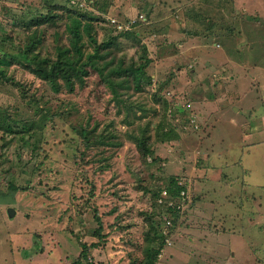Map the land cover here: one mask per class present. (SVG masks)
Returning a JSON list of instances; mask_svg holds the SVG:
<instances>
[{"label": "rangeland", "instance_id": "374dc122", "mask_svg": "<svg viewBox=\"0 0 264 264\" xmlns=\"http://www.w3.org/2000/svg\"><path fill=\"white\" fill-rule=\"evenodd\" d=\"M157 221V264H264V0H0V264H139Z\"/></svg>", "mask_w": 264, "mask_h": 264}, {"label": "trees", "instance_id": "16d2710c", "mask_svg": "<svg viewBox=\"0 0 264 264\" xmlns=\"http://www.w3.org/2000/svg\"><path fill=\"white\" fill-rule=\"evenodd\" d=\"M48 6H51L49 7V9H45V11H42V10H35V11H30L29 14H30V22L33 23L35 26L37 25H41V24H45V23H48V24H53L56 22L57 19H60V18H63L65 20V24L64 25H67L68 28H70V32L68 30V39L69 41L72 43V45H74V47H76V49L78 48V46H76L77 44V41L82 37L83 33H82V30H81V23L83 22V20L81 19L82 17L80 16V13L78 14L76 12L75 9L73 8H70V7H66L65 4H55V3H49ZM110 5H105L103 4L102 6V9L100 10L101 11V14H106L108 12V9H109ZM59 8H64L62 11H58ZM53 9H56L55 11ZM84 16V15H82ZM80 17V18H79ZM30 25L27 23V28H26V32L27 34L30 36L31 35V38H30V44H29V48L31 50H35L36 46H37V43H41L43 41L42 38H36L34 36V34H31L30 30L32 29V27H30ZM33 29H36V28H33ZM36 32V31H35ZM43 33H46V32H42L40 35H43ZM57 33L58 34V31L56 30L55 31V34ZM58 38H61V36H59ZM80 48V47H79ZM59 49V55H60V58L62 57L64 51L58 47ZM81 50L78 51L80 54H83V50L82 48H80ZM98 51H99V45L96 44L95 45V51L94 53L90 54L88 56V61L85 63V64H82L81 66H73V65H70V66H62L60 63H62V60L60 58H57V61H55L53 63V65H47V66H44L42 67V69H35V73L37 74V76L41 77V78H46V79H51L56 73L58 72H62L61 70L64 71V74H66L65 76L69 79H71V76H81L85 69V66L86 65H90L92 68H97V63H96V60H95V57L97 56L98 54ZM60 59V60H59ZM64 59V57H63ZM111 59H114V61H116L115 58H112ZM65 60V59H64ZM123 70H126V71H136V72H141L142 70V67H128V68H124ZM69 74V75H67ZM133 77H136L134 75H132ZM108 85H111L108 84ZM113 85V84H112ZM141 87H139L140 89ZM34 124V123H33ZM164 121H162L160 123L159 126H164ZM10 126V125H9ZM12 127H8L7 130H11ZM173 130L172 129H163L160 131V127H159V135L157 136V139L159 140H162V141H165V140H170V139H174L173 137L171 136H175L177 135L176 133L172 134ZM23 133L25 134V132L23 131ZM146 140H147V136H144L142 137V139L140 140V142L143 143V146L141 147V149L138 147V149L141 151V155L144 157L145 160H149L150 159H154L156 160L157 158L153 157V154H154V150L148 146V144L146 143ZM141 143H139L140 145ZM147 160V161H148ZM146 161V162H147ZM156 212V211H155ZM165 218V216L163 215V212L161 213V211H159V213L157 214H154V216L152 217V219L154 218ZM159 221H157V223L155 225L150 226V233H149V236L147 238V243H146V259L145 261L139 263V264H157V261L159 260V256L161 254V251L163 249V245L165 244V241H166V238L165 236L166 235H161L159 232H158V227H159ZM97 243H91V244H87L86 242H81V247H82V252L80 253V257L79 258H83V260H88V256H89V248H92L94 246H96ZM81 259H76L72 264H83L81 263Z\"/></svg>", "mask_w": 264, "mask_h": 264}, {"label": "crops", "instance_id": "0c3cea01", "mask_svg": "<svg viewBox=\"0 0 264 264\" xmlns=\"http://www.w3.org/2000/svg\"><path fill=\"white\" fill-rule=\"evenodd\" d=\"M233 119V118H232ZM234 120V119H233ZM240 139H244V136H243V134H241V136H240ZM237 149H239L238 147H237ZM238 152V151H237ZM238 153H240L241 154V151L240 152H238ZM237 153V154H238ZM242 164V166L245 164V163H241ZM31 258H33V255L31 256Z\"/></svg>", "mask_w": 264, "mask_h": 264}, {"label": "water", "instance_id": "95a60500", "mask_svg": "<svg viewBox=\"0 0 264 264\" xmlns=\"http://www.w3.org/2000/svg\"><path fill=\"white\" fill-rule=\"evenodd\" d=\"M10 211H13L12 209Z\"/></svg>", "mask_w": 264, "mask_h": 264}]
</instances>
